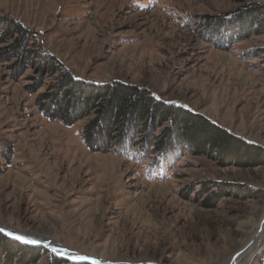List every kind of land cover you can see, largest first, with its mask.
<instances>
[{"label":"rangeland","instance_id":"obj_1","mask_svg":"<svg viewBox=\"0 0 264 264\" xmlns=\"http://www.w3.org/2000/svg\"><path fill=\"white\" fill-rule=\"evenodd\" d=\"M251 4L264 0H0V228L42 240L28 264L60 256L52 241L62 258L99 264H231L264 217V163L183 150L152 168L92 150L82 130L94 112L49 118L39 101L58 74L27 51L87 81L144 87L264 150V32L232 19L229 45L209 25ZM17 27L30 36L23 53ZM253 254L242 264H264V236Z\"/></svg>","mask_w":264,"mask_h":264},{"label":"trees","instance_id":"obj_2","mask_svg":"<svg viewBox=\"0 0 264 264\" xmlns=\"http://www.w3.org/2000/svg\"><path fill=\"white\" fill-rule=\"evenodd\" d=\"M244 11V14L240 13L234 18H211V30L220 33L225 29L223 33L229 36V45L233 43L232 33L237 29L235 25L231 27L234 19L243 27L255 26L258 31L264 32V5L251 4ZM246 15H249L248 18ZM17 30L22 35L18 45L23 53L24 47L29 45V32L24 27H17ZM27 52L39 54L37 57L42 60L43 68L51 74H58L55 92L44 95L43 100L39 101V107L49 118L73 125L94 112V118L82 130L84 141L92 150L116 151L128 156L133 154L139 160L152 157L149 163L152 168H163L168 162L175 161L183 150L197 155L216 152L222 157L238 160L241 165L264 163V150L261 147L242 140L188 107L156 98L146 88L127 82L115 80L96 83L81 79L55 56H41L40 50L34 49ZM35 87L32 86V89ZM165 123L168 125L165 126ZM162 126L163 129L157 134L156 130ZM40 250L41 247L23 245L0 233V258L5 253L6 264L36 262ZM17 254L20 256L18 263L14 262ZM50 264L93 262L73 261L54 255Z\"/></svg>","mask_w":264,"mask_h":264},{"label":"bare ground","instance_id":"obj_3","mask_svg":"<svg viewBox=\"0 0 264 264\" xmlns=\"http://www.w3.org/2000/svg\"><path fill=\"white\" fill-rule=\"evenodd\" d=\"M29 236V235H28ZM264 236V217L260 220L259 223L255 224L254 226V232L251 240L248 244H246L243 249H241L234 258L229 259V262L231 264H242V260L246 259L245 257H251L254 255V250L257 247L259 238ZM39 239V238H38ZM42 239V238H40ZM42 241V240H41ZM53 244H49L51 248H57L65 253H67V250L63 249L61 246H59L55 241H52ZM244 258V259H243Z\"/></svg>","mask_w":264,"mask_h":264},{"label":"snow or ice","instance_id":"obj_4","mask_svg":"<svg viewBox=\"0 0 264 264\" xmlns=\"http://www.w3.org/2000/svg\"><path fill=\"white\" fill-rule=\"evenodd\" d=\"M3 232H5V229L4 228H0V233H3ZM6 234L8 236L14 237L15 239L20 240V241H22V242H24L26 244L35 245V244L41 243V241H39V240L29 239L26 236L16 235L13 232H7ZM52 251L53 252H60L61 256L66 255L65 252H63V251H61V250H59L57 248H53ZM68 259L76 260V261H86V260H89L91 258L89 256H86V255H71V256H68ZM93 264H99V262L98 261H93Z\"/></svg>","mask_w":264,"mask_h":264},{"label":"water","instance_id":"obj_5","mask_svg":"<svg viewBox=\"0 0 264 264\" xmlns=\"http://www.w3.org/2000/svg\"><path fill=\"white\" fill-rule=\"evenodd\" d=\"M24 243V242H23ZM60 255V253H58ZM61 256V255H60ZM61 257H65V256H61ZM68 258V257H67ZM73 261H76V260H73Z\"/></svg>","mask_w":264,"mask_h":264}]
</instances>
